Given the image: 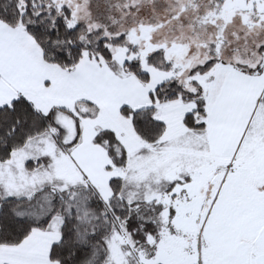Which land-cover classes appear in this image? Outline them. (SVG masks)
Masks as SVG:
<instances>
[{
    "label": "snow or ice",
    "instance_id": "1",
    "mask_svg": "<svg viewBox=\"0 0 264 264\" xmlns=\"http://www.w3.org/2000/svg\"><path fill=\"white\" fill-rule=\"evenodd\" d=\"M0 264H264V0H0Z\"/></svg>",
    "mask_w": 264,
    "mask_h": 264
}]
</instances>
